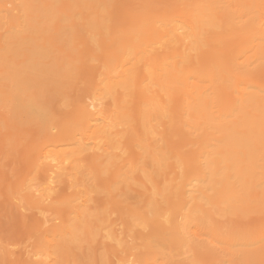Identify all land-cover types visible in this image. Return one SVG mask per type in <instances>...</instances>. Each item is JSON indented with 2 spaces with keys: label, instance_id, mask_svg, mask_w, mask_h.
Segmentation results:
<instances>
[{
  "label": "bare ground",
  "instance_id": "obj_1",
  "mask_svg": "<svg viewBox=\"0 0 264 264\" xmlns=\"http://www.w3.org/2000/svg\"><path fill=\"white\" fill-rule=\"evenodd\" d=\"M17 1L0 0V23L9 26L6 29L12 30V33L15 30V35L11 33L13 37L9 38L13 39L16 48L19 49V52L16 50L17 54L12 53L9 54L10 57L8 56L9 52L14 51L10 50L14 47L9 38V48L4 50L0 47V70L10 79L8 83L3 84V89L0 87L2 90L0 91L5 93V86L8 88V85H12L9 89V97L5 100L12 103L13 114L18 120L36 126L46 125L42 132L45 141L41 151L43 153L39 156L38 163L37 160L35 161L40 169L38 173L40 180H38L39 183L42 180V183H38L39 187L38 184L33 186V182L31 186L26 185L30 187L23 192L26 202L24 204L35 208L42 207L45 202L52 200L56 186L64 181H70L71 178H76L77 184L85 190L84 193L82 192L84 195L79 191L75 195L72 191L74 195L70 196H73V199L70 200L69 197L70 201L65 206L68 214L65 213V216L57 213L54 217L41 218L42 223L39 227L45 229L44 231L41 228V230L37 229L42 233L39 232L41 237L36 248L22 254L26 259L25 264H154L158 257L164 254L162 249L166 247L172 250L167 253L170 254L171 260L175 261L178 256L187 252L185 248L191 241L190 229L208 225L219 211L224 212L228 206L231 207L237 199L236 194L234 195L237 189L231 192L233 195L230 190L227 193L231 195L227 196L226 192L225 195H221L226 189L224 187H228L225 185L226 182L230 183L232 179L229 173L230 162L228 163L230 158L226 161L225 156L222 157L224 153L220 154L222 150L224 152V148L215 149V151L219 150V153H216L221 156L212 151L211 159L208 158L207 171H204V167L202 168L199 163L201 160L199 161L198 155H195L196 158L192 156L200 145L203 147L199 151L205 150L202 155L209 150L208 145L206 146L211 140L207 139L210 135L208 131L207 138L205 133L204 139L201 138L202 140L199 141L195 139L199 145L196 151H192L191 157H188L190 154L185 155L184 152L175 150L169 145L166 137L177 132L175 131L177 125L182 123L180 120L182 101L193 98V95H198L197 100L204 95L206 87L200 85L201 82L215 84L212 89L213 95L228 99H224L222 103L220 101L219 112L222 114L228 112L232 114L240 107L243 109L242 106L245 103L247 106L248 102H253L254 106L250 104L253 107L263 108L264 94L260 91L261 87L254 90L257 87L252 83L254 80L249 77L252 64L249 59L240 62L247 52L249 54L251 50L256 49L257 42H260V46L264 43L262 0L260 2L248 0L247 15L246 11L240 13L239 10L232 11L231 8L228 9L229 6L223 9L225 0H202L172 18L157 19L156 16L157 18L154 19L155 17L149 18L147 13V17L141 14L146 20L140 15V19L145 21L143 23L137 21L139 24L135 22V25L138 24L136 27H129V30L135 29V31L125 30L126 32L122 34V29L120 32L111 31L110 26L105 25L101 29L99 27L100 31L95 35L88 37L85 35L87 32L85 28L76 24L71 9L69 12L67 8L70 0H51L48 6L46 4V9L31 6L29 4L31 0H21L22 6L16 5ZM9 4L12 7H9ZM88 9L90 10L89 7ZM94 14L89 13L91 17ZM108 15L110 18L111 14ZM97 23L98 21L94 20L92 25L96 26ZM122 26L124 29L125 25ZM104 45L110 48L109 51H106ZM86 52L88 55L84 56ZM261 53H264V50ZM83 56L84 60L89 57L102 64L103 75L106 78L102 79V87L99 89L101 84L97 87L104 92L97 93L99 91L95 92L93 89L96 90L97 87H94L92 90L95 93L90 90L89 93L87 92L89 95H84L83 98L79 95L82 100L78 99L77 95L78 100L75 102L76 98L73 99L70 95L75 91L68 84L78 78L80 74L77 69L78 63L82 61ZM126 68H130L131 73L137 76L134 78L135 76L131 74L132 79L127 78L128 81L130 80L127 83L130 90L127 103L132 102L133 107H131L136 120L134 123L139 126L138 131L139 128L142 131L141 135L137 136V147L148 152V156L146 155L144 159L153 169L151 175L153 174L156 179L154 184L161 186L160 193L154 192L157 193L158 199L154 195H152L154 198H151L152 196L146 198L148 194H145L146 196L141 194L145 200L142 198L143 201H140V196L137 197L138 202H132L133 204H124L118 193L119 189L115 191L117 188L115 184L111 185L107 177H100L99 174L103 170H108L105 166L112 168L116 161L110 162L109 159L102 161L103 156L98 153L100 150L96 151L98 150L96 142L102 139L104 141V137L116 131L119 126L113 118L115 113L112 115L115 109L111 110L107 107L104 99L106 94L111 96L116 91L117 85L126 83L124 82L127 76L126 74L124 77ZM210 98L213 100L212 96ZM48 102L49 106L45 108L44 105ZM195 111L197 110H193L192 114ZM132 130L137 131V129ZM250 133L256 135L254 126L250 127ZM135 140H137L136 136ZM140 157L138 156L137 159L134 157L136 160L130 161L126 172L120 174H117L118 171L115 172L118 175V184L122 185V188L129 181V174H134L137 168L142 170L139 166L144 164L140 162ZM203 158L205 160L206 157ZM105 161L110 164L104 165ZM125 165L124 170L127 167ZM88 170L93 174L88 179L90 185L85 180ZM221 170H226L225 174ZM109 171L111 172V169ZM139 173L136 172L135 178L138 179ZM207 173L211 177L209 182L211 184L209 186L204 184L207 186L206 190L203 186L195 189L194 184L205 181ZM207 178L209 181V176ZM131 180L133 179L128 183H132ZM232 181L234 182L233 179ZM34 182L37 183V179ZM68 183L73 185L72 181ZM79 185L77 187L80 188ZM208 190L213 191L212 195L211 192L208 194ZM206 205L210 206L207 210ZM55 209L58 212L60 208L56 206ZM113 214L118 216L117 219L124 228L120 236L117 234L118 230L112 228L113 222L110 216ZM104 228H111L107 233L109 242L105 240L107 243L103 241L104 232H101ZM159 233H163V236H159L161 235ZM208 233L213 234L210 230ZM260 242H264V235L251 243L253 245ZM7 253L8 250L3 255Z\"/></svg>",
  "mask_w": 264,
  "mask_h": 264
},
{
  "label": "rangeland",
  "instance_id": "obj_2",
  "mask_svg": "<svg viewBox=\"0 0 264 264\" xmlns=\"http://www.w3.org/2000/svg\"><path fill=\"white\" fill-rule=\"evenodd\" d=\"M22 1L20 0L19 2L18 0L15 4L22 6L23 5V3H21ZM50 1L51 0H31L29 1V4L31 6L34 5L35 7H39V6L42 8L45 7L46 9ZM86 1H88L89 3L88 2L86 3ZM200 1L202 0H103V2L102 0H94V2H97V3H94L93 0H84V1L83 0H80V1L70 0V3L67 5V8L69 12L71 9V14L73 15V19L76 21V24L78 26L82 25V27L85 28V31H87L85 32L86 33L85 35L88 37L91 35H95V33H97V31H100V29L103 28L105 25L110 26V30L112 29L111 31L115 30V31L120 32V30L122 29L121 31L122 34H124L126 31L127 32L133 31V30L135 31V29L129 30L130 29L129 27L130 26L136 27V25H138L140 22L143 23L146 20L145 18L147 16L149 18L155 17L154 19H156L157 17H158L157 19H163L164 17L172 18V17H175L181 14L183 11L189 9L190 7L192 8V4L194 6L195 3L198 4L200 3ZM257 1L260 2L261 0H257ZM246 2L249 3L248 0L246 1L245 0H225L224 2L225 4L222 5V7H224L223 9H225L229 6L228 9L231 8L230 10L232 11L239 10V13L241 11L243 12L246 11L245 14L247 15L248 6ZM261 4L264 5V0L261 1ZM85 5H86V8H85ZM9 7H12V6L10 5ZM88 7L90 8V10L88 9ZM89 13L94 14L93 17H91L92 15H89ZM146 13H147V16H146ZM108 14H111L110 15L111 17L114 16L113 19H111V17L109 18ZM141 14L143 15L145 14L144 16L146 17L143 18L144 16H142ZM85 15L87 18L85 17ZM140 15L145 20L143 19L141 20L139 17ZM114 18H116V20ZM87 19L89 20L88 22H87ZM94 20L98 21L96 26L92 25L94 23ZM117 21H120V23ZM137 21L138 22L140 21V22L138 23ZM135 22H137L138 24L135 25ZM117 23H118V26H116ZM122 25H125L126 29L125 27L123 29ZM7 27L9 26H6V25L3 26V24L0 23V47L4 50L5 49L7 50L9 48V44H10L9 39L13 37L12 34L14 33L15 35V32H14L15 30H13V33H12V30H10L9 28H8L9 30L6 29ZM118 27H120V29ZM144 32L146 31L144 30ZM143 34L146 35V33H143ZM12 40L13 39H11V41ZM12 45L14 48L10 50H14V51L11 53L9 52L8 56L9 54H12V53L17 54L16 50L17 52H19V49L16 48L14 41H12ZM104 46L107 48L106 45ZM255 47L256 49L251 50L249 54L247 52L244 55L245 58L242 57V60L240 59L241 60L240 62L242 63V61L246 62V60L248 59L250 60V63L252 64V66H250L249 77L251 80H254L252 83H254V86L257 87L254 90H258V87H261L260 91H262L261 93L264 94V53H261L264 50V43L260 46V42H257ZM109 49L110 48H107L106 51H109ZM86 54L87 52L85 53L84 56H86ZM84 56L82 58V61L78 63L77 69H79V72H80V74L78 75V78L72 80L70 84H68L76 93V94L75 93L70 94L71 97L73 96L72 97L73 99H75L77 95H78L77 98L79 97L78 99H80V96L81 98H83L84 95L86 96L90 92V90L93 93H95L96 91H99L97 93L104 92L102 90H99L103 84L102 79L106 78L103 75L102 64L100 62L98 63L92 60L91 58L89 59L90 54H89V57H87V60H84L85 59ZM47 63L50 64V62H47ZM126 71L127 72H125L124 74V77L127 74V76L125 77L126 79H124V82L126 83L124 84L122 83L123 85L120 84L116 86L115 88L116 91H114V93L112 94L114 98H112V95L110 96V94L108 95L106 94L105 95L106 97L104 99L105 105L107 107H110L111 110L115 109L114 110L115 112L112 111V115L113 113H115V115H113L114 116L113 118H115L114 120L117 121L119 126L118 128H116V131H112L110 135L104 137V139L106 140V141L104 140L105 142L103 141V139L99 142H96L97 143L96 146L98 149L96 151L100 150L98 153H100L103 156L101 158L102 161H104V159L105 160L107 159V161L109 159L110 162L112 160L116 161L115 166H113L112 168L111 167L109 168V166H105L108 168V170L107 171L103 170V172L104 173L107 172V173L103 174V172H101L99 174L100 177L101 178L107 177L111 185L115 184V187H117L115 191L119 189L118 193L121 196L122 200H124L125 202L124 204H128V203L133 204V203L138 202V198L141 196V194L144 196L148 194L146 198L147 197L149 198L152 195H154V197L155 198L157 197L158 199L159 197L156 195L157 193L155 194L154 192L157 191L160 193L161 186L159 185L156 186L157 183L154 184L156 179L153 177V174L151 175V172H153V169L149 165L150 163L144 159L148 156L147 155L148 152L146 153L142 149L137 147L138 145L137 136L139 137L142 131H140V128L138 131L139 126L136 123H134L136 122V120L134 117V111L132 110V107H133L132 102L127 103L129 100L128 96L130 93L129 84H127L128 82H130V80L128 81V79H132V77L135 75L131 73L130 68H126ZM129 72H130V75H129ZM128 76H130L131 78ZM136 77L137 76H135L134 78ZM0 80H1L0 87H2L1 89H3V84H5L6 82L8 83L10 79H9V76L5 75L0 70ZM97 85L98 87L100 86L99 89ZM200 85L206 87V89L204 90V95L200 96L199 99L197 100L196 98H198V95H193L194 96L193 98L182 101V105H181L182 110L180 111L181 112L180 116L182 118V119L180 118V120L182 123H179L177 125L178 126L176 128L177 130H175L177 132H175L174 134L172 133L173 135L168 133L169 135L167 134L168 136L166 138H167V141L169 142V145H171L175 150L177 151L179 150V152H184L185 155L190 154L188 155V157H191L192 151H196L198 149L199 144H197L196 142L204 139L205 135L207 138V136L210 134L207 139L210 138L211 140H209L210 142L209 144L207 143L206 146L208 145L207 149H209L211 152L207 150L209 152L206 151V154L207 153L208 154L202 155L201 153L205 152V150L199 151L203 147V145H200L197 152H193L192 156L198 155L199 158L198 157L197 158L199 159V161L201 160L199 163L201 164L202 168L204 167L203 170L207 171V165L209 161L208 158L210 157V154H212V151H215V149H218V147L220 150L224 148V152L222 150L220 154L222 155V153H224L222 157L227 156L226 158L224 157L226 161H228V158L231 159V160L229 159L228 161V163L230 162L229 168L231 169L229 173L231 174V178L234 180V182L232 181V179L230 180V183L226 182L225 185H228V187L224 185L225 186L224 188L226 189L222 191L221 195H225V192H226V195L228 196L231 192H234V190L237 189V191H235L234 193V195L236 194L237 199L234 202V204H232L231 207L230 206L227 207L228 208L226 210L227 213L226 211L222 212V211L217 210L220 212V214L219 212L217 213L216 211L218 215L214 216L215 218L211 221V223L203 226L202 228L194 227L190 229L191 231H189L190 232L189 236H191L190 237L191 243L189 242L188 244V246L190 245V247L187 246L185 248L187 252L186 250L184 252L186 253H184L181 256H178V258L175 261H172L170 254L168 255L169 251L171 252L172 250L166 247V249H162V253L164 252L165 255L163 254L162 256H159L158 259L156 260V263L154 264H264V242H260L258 244L256 243L252 245V243H254L256 240H258L260 237L264 235V106H263L264 104L262 105L263 108L259 107V109L261 108L259 110L258 108H256L257 106L253 107L254 106L253 102H248L250 107L248 106V103H247V106L245 103L243 105L244 107L242 106L243 109H241V107L237 109L238 112L235 110L234 113L232 114H230V112L228 113L223 112L224 114H222V112H219V110H221L220 101L222 103L223 100L227 98H224V96L219 98V96L216 97L213 95L212 89L213 87L216 86L215 84L211 85L207 82H201ZM11 86L12 85H8V88L5 86V90H4L6 91L5 93H2L1 92L2 90L0 89L1 90L0 91L1 93L0 94V254H1L0 264H25L26 259H25V256L22 254L27 251L31 252L34 250V248H36L35 246L38 244L37 242H39V239L41 237V234L39 232L42 233V231H44L45 229V227H42V228L39 227L40 226L39 224L42 223L43 217L44 216L54 217L57 213L65 216L66 215L65 213L68 214L67 208H65V206H67V203L73 199V196H70V195H74L72 194L74 192L76 195L78 191L81 193L82 192L84 193L85 190L83 189L82 186L77 184L78 182L76 181V178H71L72 180L70 179V181L68 182L72 181L73 185L66 181L63 182V183L66 182V184H63V183L58 184L52 193V200L50 199L48 200V202H45L42 207L40 206L38 208H35V207H31L30 205L26 206V204H24L26 202H24L25 199L23 198V196L25 193L23 192L26 191V189L30 187L32 184L33 186L34 184L35 185L38 184L40 180V177H38V173L40 169H39V166H37L36 164L38 163L39 156L43 153V152L41 153V151H42V148L44 147L45 141L43 139L42 132H43V129L46 128V125L42 124L40 126H36L32 124H26L24 123V121L22 120L20 121L16 118V116H14L13 109H12V106H13L12 103L6 102L8 100H5V98L9 97V94H10L9 89L11 88ZM94 87L95 88L97 87L96 90L93 89ZM124 87L127 89V91L126 89H124ZM115 94H117L116 95L117 97L114 96ZM211 96L213 100L210 98ZM77 98L74 100L75 102L78 100ZM209 98L212 100V102ZM205 100L207 102H205ZM250 104L253 106H251ZM7 105H9L10 107H7ZM48 106H49V102L47 103V105H44L45 108ZM193 110H197V111H195L194 114H192ZM182 112H184L183 115H182ZM252 126H254V132L255 131L257 132L256 135H252L250 133V127ZM178 128H181V130ZM132 129H137V131L136 130L133 131ZM161 129L163 130V128ZM132 131H133V134L130 135V132L132 133ZM207 131L209 134L207 133ZM128 134H129V137H128ZM135 136L137 140H135ZM157 138L159 140V137ZM213 138L215 139V141ZM193 141H195L197 146ZM106 144L108 145V147ZM135 147H136V150L138 151L135 150ZM210 148H213L214 150ZM180 149L182 151H180ZM126 150L128 151L126 152ZM229 151L231 153H229ZM216 152L219 153V150H216L214 152L217 155L218 153ZM138 156L139 157L141 156L140 162L144 164V165L139 166L140 169L142 170H139V168H137L134 174H129L130 175L129 181L130 179H133L131 180L133 182L128 183L129 181H127L125 183L126 185L122 188V185L118 184V175H116L115 172L117 173L118 171L119 173L117 174H120L121 172H124V171L126 172V168L129 169L128 164L130 163V161L131 162L135 161ZM131 157L133 158L131 159ZM203 157H206L205 160ZM36 160H37V163L35 162ZM107 161H105L106 163H104V165L110 164V163H107ZM124 164L127 165V167H125V170L123 169ZM110 169H111V172L109 171ZM225 171L226 170H221V172L224 174H225ZM88 172L86 171L87 176L85 177L87 184L89 182L88 179L91 176H93V174L90 173L91 172L90 170H88ZM136 172L138 173L140 172L139 175L137 174L138 179L135 178ZM206 175L207 177L209 176V181H208V178L205 176L206 183L205 181H202L200 183L197 182L199 183L197 185V183L194 182L195 184L194 183L193 184L196 185L195 189L204 187L206 190L207 186L204 184H207L208 186L209 184H211L209 183L211 182L210 175L208 173ZM36 179L38 181L37 183L34 182L36 181ZM141 180H143L144 183ZM41 181L40 183H42ZM90 183L88 185H90ZM231 183H234V184H231ZM39 184L37 185V187H39ZM26 185H30V186L26 187ZM78 185L80 186V188L77 187ZM71 187H74L75 189ZM22 188L25 190H23ZM120 188L122 189L120 190ZM188 189H190V187H188ZM228 190H230V193L229 192L227 193ZM210 192L211 190H208V194H210ZM212 192L210 195H212ZM231 194L233 195V193ZM20 197L22 200H20ZM154 197L152 196L151 198H154ZM142 198L143 200H145V198L142 196L139 200L143 201L141 200ZM136 199L137 201H135ZM53 201H56L59 204ZM56 206L57 208L58 207L60 208L58 209V212H57V209H55ZM209 207H210L209 205H206L205 206L206 210ZM113 215L110 216V220L111 222H113L112 228L118 230L117 234H119L120 236L124 228H123V225L120 224V221H118L117 219L118 216L115 214ZM40 228L43 230L42 231L37 230ZM110 229L111 228H104L101 230L102 233L104 232L103 235H105V238L103 237L104 242L106 241L109 242L107 239V236L109 234L107 233H109ZM208 230H210L213 234L210 235L208 233ZM159 234H161L159 236H163L162 235L163 233H159ZM192 245H194L195 248L191 247ZM4 248H5V252L8 250V253L5 255H3V253H5ZM165 252L166 253L168 252V253L166 254Z\"/></svg>",
  "mask_w": 264,
  "mask_h": 264
}]
</instances>
